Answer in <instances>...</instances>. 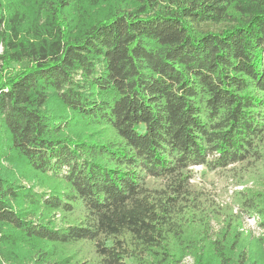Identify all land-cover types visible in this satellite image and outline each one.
<instances>
[{"label": "trees", "instance_id": "1", "mask_svg": "<svg viewBox=\"0 0 264 264\" xmlns=\"http://www.w3.org/2000/svg\"><path fill=\"white\" fill-rule=\"evenodd\" d=\"M196 166L264 178V0H0V264H264Z\"/></svg>", "mask_w": 264, "mask_h": 264}, {"label": "rangeland", "instance_id": "2", "mask_svg": "<svg viewBox=\"0 0 264 264\" xmlns=\"http://www.w3.org/2000/svg\"><path fill=\"white\" fill-rule=\"evenodd\" d=\"M22 65L14 64L11 66L10 71L13 73H17L22 69ZM194 169V176L196 177L195 184L208 190L211 193L212 198L223 208H231L233 214L240 219V228L239 231L243 233L245 236H248L252 242L264 239V228L261 226L262 217L259 215H248L246 214L242 208L236 204V195L245 190L246 188L255 189V190H263L264 191V178L259 180L258 182L254 181H246L243 184L237 183L236 179L229 173H223L218 170H211L205 166H196ZM8 170H11L9 163H2L1 172L3 174L8 175ZM7 171V172H6ZM194 177V178H195ZM24 185L27 187H34L37 193H41L44 188L36 183V181H28L24 180ZM44 192H50L49 189H45ZM224 217L220 220L224 221ZM220 220L212 221V228L214 232H218L221 228ZM61 215L58 214L56 216V224L58 227H61L62 224ZM264 248V245H263ZM188 259L192 260V264H195V260L193 257L188 256L184 259L187 261ZM183 261V262H184ZM182 262V263H183ZM1 264H10L2 261ZM186 264V263H185Z\"/></svg>", "mask_w": 264, "mask_h": 264}, {"label": "built area", "instance_id": "3", "mask_svg": "<svg viewBox=\"0 0 264 264\" xmlns=\"http://www.w3.org/2000/svg\"><path fill=\"white\" fill-rule=\"evenodd\" d=\"M195 177V176H194ZM195 180H196V177L192 180L194 183H195ZM192 264V260L191 259H188L187 261H184L182 264Z\"/></svg>", "mask_w": 264, "mask_h": 264}]
</instances>
